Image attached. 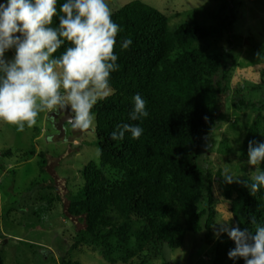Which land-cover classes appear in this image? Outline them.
<instances>
[{"label":"trees","instance_id":"trees-1","mask_svg":"<svg viewBox=\"0 0 264 264\" xmlns=\"http://www.w3.org/2000/svg\"><path fill=\"white\" fill-rule=\"evenodd\" d=\"M63 2L58 0V9ZM233 2L218 0L213 8L194 10L193 20L175 29L166 14L142 0L112 12L121 29L115 48L120 67L111 75L115 92L92 110L99 162L84 167L83 184L66 206L65 212L82 227L74 224L67 241L61 242L67 251L60 252V264H84L72 257L81 246L91 247L108 264H152L158 256L169 254L165 245L181 248L188 232L198 234L201 243L215 245L210 264H244L243 258L228 257L235 243L227 233L216 235L220 224L213 207L214 184L230 203L233 227L242 222V230H254L252 216L264 226V187L251 194L242 184L223 183L225 172L208 159L209 149H205L213 144L210 137L225 118L229 97L236 112L256 114L247 126L240 159L248 158L250 140L264 143V69L258 82L233 90V55L210 44L233 33ZM202 13L209 23V19L197 20ZM128 38L132 44L122 49V41ZM248 38L256 52H264V43ZM69 46L66 42L54 56ZM136 94L146 101L149 115L133 121L130 113ZM125 123L141 126V137L133 139L125 133L123 140H112L111 132ZM44 156L40 154L42 160ZM41 164L44 172L45 162ZM255 167L264 171V163ZM251 174L236 178L251 184ZM61 198L49 184L34 197L32 208L20 206L34 225L51 215ZM0 264H7L2 254Z\"/></svg>","mask_w":264,"mask_h":264},{"label":"rangeland","instance_id":"rangeland-1","mask_svg":"<svg viewBox=\"0 0 264 264\" xmlns=\"http://www.w3.org/2000/svg\"><path fill=\"white\" fill-rule=\"evenodd\" d=\"M134 0H106L112 12L122 8ZM160 10L170 18V28L193 20L192 11L201 8H213L218 0H142ZM34 2V0H33ZM7 0H0L6 4ZM233 10L236 21L233 33L226 35L218 42L210 41L211 45H219L223 50H230L233 55L231 76L232 89H244L246 85L259 81L264 69V59H258L251 40L264 43V0H234ZM210 18L203 15L198 21ZM205 22V21H204ZM17 35H20L17 33ZM241 40L231 45L234 39ZM15 49L6 52V59L11 60ZM112 88V94L114 93ZM111 94V95H112ZM246 97L249 94H244ZM226 115L221 126L214 130L210 137L208 159L221 167L225 174L235 178L248 173L255 174V166L248 164V158L240 159L242 142L247 126L254 120L253 111L236 112L232 108V99L226 100ZM70 110V107H69ZM42 112L37 123L32 128L25 126L23 132L16 126L0 121V254L4 255L7 264H60V252H66L61 242L70 235L75 224L81 228L82 223L65 212L69 199L77 194L83 184L84 167L91 161L99 162V147L96 143V118L93 128L85 131L74 141L71 140L72 127H66L65 140L59 139V131L55 127L56 113ZM71 112V110H70ZM264 125V110L262 111ZM34 153V154H32ZM44 153V159L40 154ZM41 161L45 162V171L41 172ZM245 165V166H244ZM53 184L61 195L52 214L37 224H31V219L23 212L20 205L33 207L34 197L40 189ZM218 184H214L215 199L213 207L216 211V221L219 224L234 225L230 211V203L220 195ZM29 222V223H28ZM203 234V233H202ZM67 241V239H66ZM69 243V242H68ZM34 245V247H32ZM164 257L160 255L152 260V264H210L215 255V245L200 242L198 234L187 233L183 246L179 249H169ZM47 253H45V252ZM167 252V253H168ZM74 259L84 264H108L101 254L89 246L74 249ZM115 264H122L118 261Z\"/></svg>","mask_w":264,"mask_h":264},{"label":"clouds","instance_id":"clouds-1","mask_svg":"<svg viewBox=\"0 0 264 264\" xmlns=\"http://www.w3.org/2000/svg\"><path fill=\"white\" fill-rule=\"evenodd\" d=\"M7 0L0 4V121L23 132L32 128L42 112L70 107L68 123L75 129L93 128V108L112 94L111 75L119 70L115 54L120 26L112 19L106 0ZM59 12V15H58ZM58 17V24L54 19ZM19 33L20 35H17ZM69 42L59 55L62 45ZM132 44L130 38L122 49ZM15 49L14 57L6 52ZM264 59V52L257 53ZM133 121L146 118V101L140 94L133 97ZM207 119V118H205ZM139 125L119 124L111 132L112 140H123L125 133L141 137ZM241 153L237 152L239 156ZM248 164L264 163V143L248 142ZM252 183L225 174L222 182L242 184L251 194L264 187V171L255 169ZM254 230L230 223L220 224L217 237L227 233L234 241L228 257L244 259V264H264V226L251 217Z\"/></svg>","mask_w":264,"mask_h":264},{"label":"water","instance_id":"water-1","mask_svg":"<svg viewBox=\"0 0 264 264\" xmlns=\"http://www.w3.org/2000/svg\"><path fill=\"white\" fill-rule=\"evenodd\" d=\"M71 115H72V113L70 112L69 108L57 111L56 120H55V127L59 131V139L60 140H65V138H66L65 123H68V119ZM71 127H72V125H71ZM84 132L85 131H81L80 129H75L72 127L71 140L74 141L77 137L81 136Z\"/></svg>","mask_w":264,"mask_h":264},{"label":"flooded vegetation","instance_id":"flooded-vegetation-1","mask_svg":"<svg viewBox=\"0 0 264 264\" xmlns=\"http://www.w3.org/2000/svg\"><path fill=\"white\" fill-rule=\"evenodd\" d=\"M57 114V113H56ZM65 125H67V123H65Z\"/></svg>","mask_w":264,"mask_h":264}]
</instances>
